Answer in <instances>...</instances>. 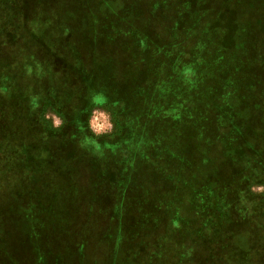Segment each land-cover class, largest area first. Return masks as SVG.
<instances>
[{
	"label": "rangeland",
	"instance_id": "374dc122",
	"mask_svg": "<svg viewBox=\"0 0 264 264\" xmlns=\"http://www.w3.org/2000/svg\"><path fill=\"white\" fill-rule=\"evenodd\" d=\"M18 1L0 0V244L62 260L59 230L102 213L140 224L143 264H264V58L230 97L208 85H228L233 56L206 77L195 44L158 51L136 13L106 11L108 29L97 15L67 28L88 36L92 62L102 54L90 73L76 40L51 58L21 43ZM54 1L24 0L35 27ZM169 217L182 231L169 233L167 256L158 229Z\"/></svg>",
	"mask_w": 264,
	"mask_h": 264
},
{
	"label": "trees",
	"instance_id": "16d2710c",
	"mask_svg": "<svg viewBox=\"0 0 264 264\" xmlns=\"http://www.w3.org/2000/svg\"><path fill=\"white\" fill-rule=\"evenodd\" d=\"M225 1L224 4H216V2L214 4L211 0H207L205 4H200V0H55V3L51 4L56 6L55 8L46 7L44 10L49 13L48 24L39 29L31 22L34 17L36 18V14H32L33 18L29 19L24 9V0H19L20 5L16 4L18 10L16 17L20 19L19 21L22 17L26 25L16 28L17 32L14 33L19 34L21 43L25 44V38L28 43H33L32 52L41 51L43 58H51L55 53L61 54L67 51L68 47L65 49L67 43L61 41L76 40V44L81 48V59L91 73L97 64H101L102 54L95 55V61L92 62L89 57L92 53L85 52V46L90 42L88 36L83 38L82 35L75 33L68 34L67 28L72 25H89L93 16L97 15L95 22L102 25L103 28L100 29H108L104 20L106 11L112 14L113 18L119 19L120 16L127 17L125 13H136L138 19L144 23L145 33L140 36L141 39L147 44H152L158 51L168 46L177 47L181 41L186 49H190L191 45L195 44L194 46L198 48L196 52L198 56L194 63L208 64L201 70L206 77L222 74L219 66L222 65L223 68L226 57L233 56L231 64L226 67L232 69L229 75V87L228 85L220 87L216 83L214 86L208 85L215 92L220 89L222 92L228 91L226 94L231 97L230 90L237 82L235 77L240 76L245 67L247 71L250 69L251 74L252 71L257 74L258 69L252 67L260 65L261 59L264 58V4L260 6L256 15H252L251 6L254 0ZM87 29L88 27L81 30ZM81 30L79 33H84ZM11 35L9 34L8 37ZM64 72L70 75L69 69L65 67ZM233 78L234 81L231 83ZM206 95H210L209 92ZM261 141L264 143V131ZM245 156L253 158L256 154L248 151ZM218 166L220 167L221 164ZM193 211L191 208L188 210L187 218H193ZM102 218L111 219L102 220ZM169 219L171 222H166L165 226L162 224L158 229L162 231L165 227L164 232L159 231V233H168L160 240L161 246L165 249L168 248L167 243L170 246L172 244L173 239L170 234L175 232L181 234L182 231L174 217ZM120 220L117 216L104 217L102 213H94L90 219L73 222L66 230H59L57 236H60V240L69 241L68 252L66 251L67 254L62 260L58 258L59 256L51 259V254L37 255L31 250L21 254L16 251L15 244H12L11 249L9 245L6 247L0 244V264H143L142 256L148 249V244H144L140 224L132 222L133 227H129L131 218ZM195 233L192 232L193 235ZM187 237L189 239L191 235L187 234ZM24 239L23 237L22 240H14L18 245L20 242L25 246ZM171 251L169 248L166 250L167 256L172 254Z\"/></svg>",
	"mask_w": 264,
	"mask_h": 264
}]
</instances>
